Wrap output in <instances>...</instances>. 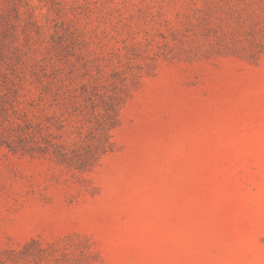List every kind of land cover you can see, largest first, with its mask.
<instances>
[{
	"label": "rangeland",
	"instance_id": "1",
	"mask_svg": "<svg viewBox=\"0 0 264 264\" xmlns=\"http://www.w3.org/2000/svg\"><path fill=\"white\" fill-rule=\"evenodd\" d=\"M0 264H264V0H0Z\"/></svg>",
	"mask_w": 264,
	"mask_h": 264
},
{
	"label": "trees",
	"instance_id": "2",
	"mask_svg": "<svg viewBox=\"0 0 264 264\" xmlns=\"http://www.w3.org/2000/svg\"><path fill=\"white\" fill-rule=\"evenodd\" d=\"M118 104L115 101L112 102H108L106 103L105 110H106V121H105V125L103 127H105L106 129H111L113 127L116 126V123L118 121ZM28 125V124H27ZM26 125V126H27ZM27 129L29 127H26ZM22 131L17 135V140L16 143H13L11 141H5V144L7 146H9L12 150L14 151H22L24 153H30L33 154V149L38 148L39 150H41V152H45L46 150H44V146L39 145H28L30 144V138L29 136H27V134H30V132L26 131V129L21 128ZM34 135V134H33ZM30 135V137H32V141L33 142H37L38 140L35 139V135ZM46 143L50 141H45ZM52 145L54 146V153L55 156L57 157V159L63 161V162H69L70 160H72L73 158H75V156H81L78 152H76V150L71 149V147L68 146H64L58 143H52ZM63 147V148H62ZM102 151H106V149L104 147H102ZM76 152V153H75ZM75 153V154H74ZM94 157V153L92 151H88L85 152V156L83 158H81L83 163L88 162V160H90L91 158ZM83 166H85L84 164L79 165L80 168H82Z\"/></svg>",
	"mask_w": 264,
	"mask_h": 264
}]
</instances>
